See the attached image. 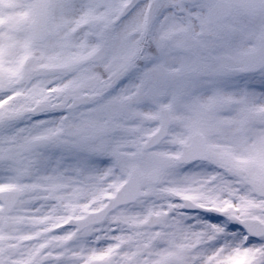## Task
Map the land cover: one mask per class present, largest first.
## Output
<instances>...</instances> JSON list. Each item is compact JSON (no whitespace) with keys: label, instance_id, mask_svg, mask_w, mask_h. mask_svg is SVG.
Returning <instances> with one entry per match:
<instances>
[{"label":"snow or ice","instance_id":"obj_1","mask_svg":"<svg viewBox=\"0 0 264 264\" xmlns=\"http://www.w3.org/2000/svg\"><path fill=\"white\" fill-rule=\"evenodd\" d=\"M0 264H264V0H0Z\"/></svg>","mask_w":264,"mask_h":264},{"label":"flooded vegetation","instance_id":"obj_2","mask_svg":"<svg viewBox=\"0 0 264 264\" xmlns=\"http://www.w3.org/2000/svg\"><path fill=\"white\" fill-rule=\"evenodd\" d=\"M144 2V0H140V3ZM136 78V74H129L128 76L124 77L109 93V95L115 94L121 87L125 86L126 84L133 82ZM60 115H63L62 112L56 113H47L41 116L33 117L34 119L42 118L46 116V120L50 118H56ZM100 161V158H96ZM188 217L187 223H199V222H217V214L214 212H206L205 210L201 209H184L183 210Z\"/></svg>","mask_w":264,"mask_h":264},{"label":"rangeland","instance_id":"obj_3","mask_svg":"<svg viewBox=\"0 0 264 264\" xmlns=\"http://www.w3.org/2000/svg\"><path fill=\"white\" fill-rule=\"evenodd\" d=\"M100 161H103V163L100 164V166H106L108 161L105 157H100ZM202 170H208L207 166L204 164H198L193 166H184L182 169H180L181 173H191V172H197ZM103 242H101L102 244Z\"/></svg>","mask_w":264,"mask_h":264}]
</instances>
